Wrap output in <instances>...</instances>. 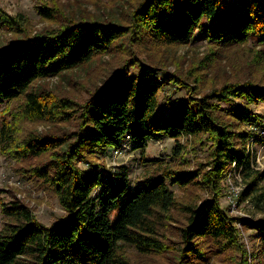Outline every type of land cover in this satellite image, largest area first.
<instances>
[{"label": "trees", "instance_id": "obj_1", "mask_svg": "<svg viewBox=\"0 0 264 264\" xmlns=\"http://www.w3.org/2000/svg\"><path fill=\"white\" fill-rule=\"evenodd\" d=\"M39 13L46 20L55 17L47 7ZM218 21L223 22V28L217 31L213 26ZM0 23L18 30L23 27L21 17L4 13ZM198 30L207 32L209 42H252L264 47V0H140L128 26L79 21L0 47V107L23 98L17 114L0 127V156L15 161L46 157L42 165L30 170L31 175L55 194L65 212L62 219L44 226L19 202L3 205L1 213L10 223L0 231V264H127L123 245L141 255L164 253L172 248L163 242L159 229L177 206L169 185L196 186L211 194L200 205L182 206L186 217L179 229L180 264H194L189 258L203 259L201 240L209 239L225 249L238 246L237 219L219 205L222 182L227 170L233 168L249 179L243 199L259 192L264 170L254 171V158L245 144L251 139L264 142V138L252 131H232L221 121L219 105L237 98L244 99L246 106L264 102V86L226 84L203 97L189 91L169 117L156 115L164 83L157 79L156 70L140 63L133 65L138 67L135 75L126 68L113 71L79 106L53 93L31 90L39 80L56 77L107 53L126 36L161 46L184 45ZM168 80L177 88L183 86L174 76ZM231 116L264 131L261 119L244 108L232 110ZM71 118L79 122L69 135L34 132L19 136L22 123L67 122ZM161 135L175 141L174 156L183 152L178 143L181 137H205L210 143L208 167L193 172L167 168L131 189L125 172L110 173L91 162L97 154L123 145L143 148L147 140ZM81 163L89 169H82ZM260 201H264V192L256 197V202ZM242 224L257 233L264 247V221Z\"/></svg>", "mask_w": 264, "mask_h": 264}, {"label": "rangeland", "instance_id": "obj_2", "mask_svg": "<svg viewBox=\"0 0 264 264\" xmlns=\"http://www.w3.org/2000/svg\"><path fill=\"white\" fill-rule=\"evenodd\" d=\"M140 0H0V14L8 17H21L23 27H11L0 23V47L14 40H23L51 31H57L65 25L75 22L99 21L102 24H118L128 26L131 14ZM239 3L240 0H226ZM43 7L55 12L53 20H46L39 11ZM214 30H221L223 22L214 23ZM132 37H135L134 35ZM124 37L115 43L105 54L96 56L89 63L76 69L64 72L56 77L37 81L31 88L36 92L53 93L59 98L72 100L78 106L84 104L92 92L115 70L126 68L135 75L142 64L156 70L157 79L161 80L163 89L159 94L158 117H169L172 110L194 93L195 97H203L226 84L243 85L253 83L264 86V47L252 42L242 45H224L207 40L206 31H195L193 38L184 45H158L147 39ZM166 73L168 77H166ZM176 77L183 86L177 88L170 84L168 78ZM247 91V90H246ZM23 98L4 103L0 107V127L5 121L12 120L17 114ZM218 115L221 121L234 132H253L264 138V131L253 124L241 123L231 116L232 110L238 112L243 108L264 123V102L246 106L244 99L237 98L230 104L220 103ZM7 109V110H5ZM77 118L67 122H25L19 126V136L39 133L48 136H65L77 130ZM178 143L183 146L180 156L172 154L175 141L167 135L149 139L143 148L136 144L122 149L114 155L111 151L97 154L91 162L102 165L110 173L125 172L129 178L130 188L139 186L149 176H160L164 169L193 172L206 169L209 164L210 143L203 136L181 137ZM254 158V171L264 170V142L251 139L245 144ZM158 160L155 162H143ZM46 157H26L18 161L0 156V231L10 223L1 213L2 206L17 201L26 206L36 220L44 226H50L65 216L55 194L34 176L30 170L42 165ZM84 170L86 164H79ZM249 179L238 175L229 168L222 182V194L219 205L230 217H234L237 229L238 246L222 248L210 241L198 242L203 252V259L189 258L194 264H264V247L257 233L243 221L254 223L264 221V201L256 202L258 193L264 192V182L259 183V192L246 199L243 195ZM169 185V183H168ZM177 206L170 212L159 229L161 239L172 249L164 253L139 254L134 248L123 245V253L127 264H180L177 249L182 242L179 229L184 226L186 214L183 205H200L209 200L211 194L196 186L186 188L171 186ZM238 192L235 195V193ZM95 196V195H94ZM237 196V197H236Z\"/></svg>", "mask_w": 264, "mask_h": 264}, {"label": "built area", "instance_id": "obj_3", "mask_svg": "<svg viewBox=\"0 0 264 264\" xmlns=\"http://www.w3.org/2000/svg\"><path fill=\"white\" fill-rule=\"evenodd\" d=\"M124 148H126L125 145H123V147H121V148H118V149H114V150H112L111 153H113L114 155H118V154L121 153L122 149H124ZM238 175H239V174H238ZM236 194H237V196H238V192L235 193V195H236ZM237 196H236V197H237Z\"/></svg>", "mask_w": 264, "mask_h": 264}]
</instances>
